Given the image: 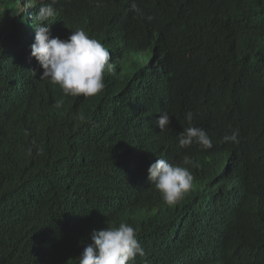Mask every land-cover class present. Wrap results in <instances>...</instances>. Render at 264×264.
I'll return each mask as SVG.
<instances>
[{
  "label": "trees",
  "instance_id": "obj_1",
  "mask_svg": "<svg viewBox=\"0 0 264 264\" xmlns=\"http://www.w3.org/2000/svg\"><path fill=\"white\" fill-rule=\"evenodd\" d=\"M98 1L70 9L84 14ZM132 2L88 7L122 31L104 41L115 67L105 89L59 108L51 93L39 121L19 123L3 113L35 98L24 79L15 91L17 10L0 2V264H78L93 231L121 222L147 254L133 264H264V178L238 170L244 181L231 189L221 172L235 170L226 156L234 142H221L233 129L236 153L264 160V0H135L152 21ZM157 89L174 102L164 130L149 103L136 102ZM187 112L211 149L179 146ZM185 156L199 167L188 166L191 189L168 205L147 169Z\"/></svg>",
  "mask_w": 264,
  "mask_h": 264
},
{
  "label": "clouds",
  "instance_id": "obj_2",
  "mask_svg": "<svg viewBox=\"0 0 264 264\" xmlns=\"http://www.w3.org/2000/svg\"><path fill=\"white\" fill-rule=\"evenodd\" d=\"M1 1L7 6L14 5L17 10L15 36L19 48L14 52L18 56L14 62L16 72L12 76L17 88L15 91L19 90L18 86H21L24 79L35 98L33 104L22 105L25 109L21 111H10L9 108L7 114L2 112L6 118H12L14 123L25 122L28 118L34 122L35 119L38 120L34 114L36 108L43 105L53 107L50 102L51 93H56L60 98L54 105L59 108L63 102H68L69 97L77 99L81 95L95 96L105 89L104 74L107 71L114 73L115 67L111 63L110 48L104 41L118 40L122 31L119 25L103 21L88 7L105 4L109 9L122 10L128 0L98 1L80 9L81 12L88 11L84 14L70 9L72 0ZM131 8L148 21L154 19L151 15L145 16L135 0ZM163 91L164 89L155 90L154 97L140 92L136 98V102L149 103V113L160 130L170 124L169 115L163 112L174 107L172 100L162 97ZM185 120L188 126L177 136L179 146L187 148L196 144L202 150L211 149L212 140L206 130L192 124V112L185 114ZM36 129L38 132V128ZM238 137L239 130L233 129L230 134L223 135L221 141L234 142L232 152L226 156L235 161V170L221 169L222 176L231 189L244 181L240 179L238 170L245 176L246 172L251 175L252 171L257 178H264V160L253 155L250 164L248 154L236 153L235 143H239ZM223 162L228 163V160ZM182 165L172 164L169 158H159L147 169L148 181L168 205L177 203L191 189L194 177L188 166L199 167L198 162L187 156ZM225 196L229 198L228 195ZM90 241L78 256V264H133L137 256L143 258L147 255L139 243L136 229L125 222L119 223L118 227L106 226L93 231Z\"/></svg>",
  "mask_w": 264,
  "mask_h": 264
}]
</instances>
